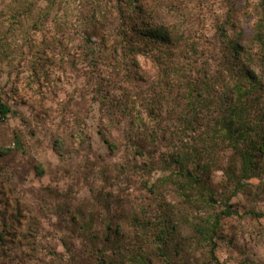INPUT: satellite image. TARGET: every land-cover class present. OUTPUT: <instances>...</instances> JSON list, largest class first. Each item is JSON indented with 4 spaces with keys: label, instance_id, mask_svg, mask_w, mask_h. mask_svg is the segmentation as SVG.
Listing matches in <instances>:
<instances>
[{
    "label": "rangeland",
    "instance_id": "obj_1",
    "mask_svg": "<svg viewBox=\"0 0 264 264\" xmlns=\"http://www.w3.org/2000/svg\"><path fill=\"white\" fill-rule=\"evenodd\" d=\"M259 3L0 0V264H205L211 238L264 264V172L235 189L219 111L239 78L219 27L260 57Z\"/></svg>",
    "mask_w": 264,
    "mask_h": 264
},
{
    "label": "trees",
    "instance_id": "obj_2",
    "mask_svg": "<svg viewBox=\"0 0 264 264\" xmlns=\"http://www.w3.org/2000/svg\"><path fill=\"white\" fill-rule=\"evenodd\" d=\"M134 1L136 4V10H140L141 14H143L144 11L141 8V4H138L141 0ZM231 10H233V8H230L229 11ZM258 11L260 15V27H258L251 38V43H255L259 53H261L260 57L255 55L257 60H255V56L246 47L247 44H243L241 40H233L230 38L229 32L236 28L234 23L226 20L225 23L219 27L218 31L220 40L224 43V57L229 64L233 60L236 62L234 64L235 68L233 67L231 71H235V74L239 77L235 94L232 97V94L229 95L226 93L225 99L221 100V107L219 109L221 113V133H223L224 139L229 143L228 148L231 149V151H233L240 159V165L237 168L236 165L232 168V163L228 169L230 171V178L236 184L235 189H237L238 192L245 186L243 181L260 177V173L264 172V117L257 118L258 124L251 122V115L252 113H255V110L253 111V107L257 104V102L253 101L251 98L255 95H261L264 97V81L259 74H264V0H260ZM119 12L121 19L124 18L125 13L122 8H119ZM144 21L145 20L141 19V21L137 22L135 26L141 28ZM148 24V26L142 28V32L145 36L149 37L156 43L159 42L167 44L172 42L171 37H173L174 34V27L171 28L165 25L159 26L154 25V23ZM127 49L130 53H136L129 45ZM193 83L194 84L188 81V85L191 84L192 89L195 87L192 94L194 92H198L200 95L199 97H203V89L199 87L200 83L197 80L193 81ZM9 113V107L2 105V120H5ZM106 142L109 143L108 141ZM195 173L196 170H190L185 173V176H188L190 182L200 183L201 179H199ZM225 213L229 216L232 214L231 211H227ZM215 224L218 225V222ZM211 233L213 234L212 236L215 235V226H212ZM162 234L163 235L161 237L166 238L165 233L163 232ZM2 239L3 237H0L1 241ZM210 240V258L209 262L205 264H220L215 254L217 244L213 242L212 238Z\"/></svg>",
    "mask_w": 264,
    "mask_h": 264
}]
</instances>
